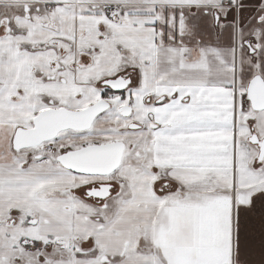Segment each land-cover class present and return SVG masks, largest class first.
Here are the masks:
<instances>
[{"label":"snow or ice","instance_id":"1","mask_svg":"<svg viewBox=\"0 0 264 264\" xmlns=\"http://www.w3.org/2000/svg\"><path fill=\"white\" fill-rule=\"evenodd\" d=\"M0 264H264V0H0Z\"/></svg>","mask_w":264,"mask_h":264}]
</instances>
